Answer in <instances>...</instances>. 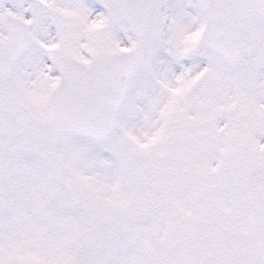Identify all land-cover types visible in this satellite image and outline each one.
Returning <instances> with one entry per match:
<instances>
[{
	"label": "snow or ice",
	"instance_id": "6c2138e0",
	"mask_svg": "<svg viewBox=\"0 0 264 264\" xmlns=\"http://www.w3.org/2000/svg\"><path fill=\"white\" fill-rule=\"evenodd\" d=\"M0 264H264V0H0Z\"/></svg>",
	"mask_w": 264,
	"mask_h": 264
}]
</instances>
